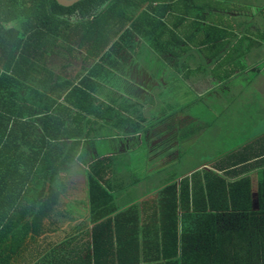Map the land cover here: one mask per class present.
Listing matches in <instances>:
<instances>
[{
    "label": "trees",
    "instance_id": "trees-1",
    "mask_svg": "<svg viewBox=\"0 0 264 264\" xmlns=\"http://www.w3.org/2000/svg\"><path fill=\"white\" fill-rule=\"evenodd\" d=\"M225 3L0 0V264H264V192L253 208L245 174L264 163L249 153L259 142L241 143L210 168L173 175L148 199L122 206L116 174L106 172L113 158L104 164L78 154L93 117L124 129L133 121L103 91L104 82L118 83L108 65L119 50L135 49L136 39L163 49L165 35L171 44L184 40L186 55L199 45L217 48L237 35L203 12ZM75 61L84 67L69 78ZM86 165L89 216L78 221L63 202L65 177ZM67 223L70 233L53 242L49 235Z\"/></svg>",
    "mask_w": 264,
    "mask_h": 264
},
{
    "label": "crops",
    "instance_id": "crops-1",
    "mask_svg": "<svg viewBox=\"0 0 264 264\" xmlns=\"http://www.w3.org/2000/svg\"><path fill=\"white\" fill-rule=\"evenodd\" d=\"M225 2L232 4L238 3L237 0H225ZM249 2H252V0H249ZM263 2L264 0H259L258 7L248 3L247 6L249 7L250 5V7L249 12L247 13L239 10L231 12L234 15H229V10L219 9L221 5L218 7V4V10L212 9L210 12H203V14H205L204 16L209 15L216 17V22L214 23L218 26H227V29L232 27L237 35V38L225 39V42L223 43L219 40L216 41L214 45H219L217 48L199 45L197 48H192L190 55H186L184 52L188 46L184 40L182 41L179 39V43L171 44L172 41L166 37L167 35H165L163 45L161 46L163 49L159 47L156 48L157 44L154 43V40L149 42L141 39H138L141 40L138 41L136 39V44H134V46H136L135 49L127 47L128 49L119 50L122 53L121 57H117L115 62L112 61L111 65H108V71L110 70L111 72H114V70H118L114 74L120 76L118 79V82L120 83H116L117 85L113 86H104L103 91L104 95L107 94L108 91L109 95H116V97L119 98V105L122 106V109L124 108L123 106H128L125 104V100L130 98L132 102L128 109L132 111V115H127L122 109H118V111L121 117L131 116V120L133 121L124 129L122 128V126H124L122 121H120L122 123L118 122L119 125L117 126L116 124L111 125L110 122L113 120L108 121V119L105 118L97 119L93 117L92 119L89 117V119H92V122L86 127L85 132L83 133L80 146L81 150L78 152L80 158L82 154V157L85 160L87 159L88 162L101 159L102 163L106 164L103 160H106L109 157L113 158V162L111 165L107 166L106 172H113L116 174L114 180L116 183L113 181V186L115 185V188H117V191L115 192L119 193V191L123 190L125 186L123 185L121 178H123L124 174H129L130 172L129 170L118 169L120 167L116 160L122 159L119 154L123 152L127 153L126 150L128 148L131 147L135 149L134 145L130 146L132 139L126 134L129 132L132 134H137L143 131L145 133L147 131L150 132V128L154 126V124L146 123L149 116H145V113L143 114L142 112L146 110L147 107L151 106L142 103L133 97V94H144L145 90H149L150 93L148 95L154 94L158 89L164 91V93H168L167 95H172V92L170 93V91L173 90L175 91L173 97L178 100H180L182 96H185V93H189L188 91L201 97L203 93L211 94L213 89L219 90V95H221L220 104L223 106L220 112H228L229 109L227 108L233 105L232 102L228 103V98L231 99L233 96L241 97L243 93L245 101L241 107L242 109L243 106L252 108L254 119H247L246 122L243 123V127L238 123L237 127H241V131L235 129L237 127H234L233 135L235 136L238 133V135L242 134L243 136H248L246 139L242 140V143L259 142L256 147L253 146L252 150H249V153H252V158L258 157L261 161L264 159V113L262 114L258 109L260 104H258L257 97V95L264 96V90L262 89L264 86L249 88L250 81H257L260 77L262 78L261 73L263 72L262 69H264ZM145 6L146 4L144 7ZM144 7L141 10H143ZM258 15L263 18L259 23L256 20ZM239 17H241V19L236 20ZM218 18L222 19L224 23L218 24L220 20H217ZM230 18L233 19L230 20ZM241 20H245L247 23L242 24ZM239 25H241V33L238 31ZM179 27L180 29L181 27H185V22H180ZM220 45L225 46L223 48L224 52L220 58H217L219 55L214 53L217 52L218 54L220 50L218 48H220ZM260 66L262 68L259 70ZM206 73L210 75V81L204 80L203 75ZM152 80H155V82ZM241 80L243 81L241 86L242 92L234 91V86L233 88L230 86L231 82L233 81L236 83ZM245 90H247V94H245ZM163 101L164 104L161 106L160 111L161 115L165 117L171 110L172 103L168 100ZM224 105L227 106L225 109ZM184 107L186 108V106L182 105L180 102L178 103V110L176 112L179 111V115H175L168 120L166 128L156 135L157 139L155 143H151V145L155 146L167 144L169 146L167 148L174 149L170 152L166 150L165 153L160 152L158 154L163 160V162L159 164V167H163L164 164L176 163L180 158V149L186 148L189 138L191 139V137L198 132L197 130L200 131L203 128L201 127L203 125L200 118L196 117L193 119L191 116L187 115V112L183 110ZM162 110L168 113H162ZM142 116L144 117L143 120ZM156 116L158 117L160 115L157 114ZM187 116L190 117L191 120L187 121ZM140 120H142V122H140ZM214 120L216 119H212V123H214ZM176 149L178 151H176ZM212 164V162L204 163V165L201 164L196 169L186 174H190L201 168L208 169ZM87 169V165L83 167L77 166L70 169V174L65 177L67 180L68 196L63 200L65 204H69L68 206L71 205L75 208L74 214H78L85 218L89 216L87 208L88 179L84 172V170ZM103 169L104 168H102V170ZM151 171H155V169H152ZM175 173L176 172H173L172 174L176 176ZM245 174L250 177V201H252L253 208H258L261 203L262 192H264V163L245 172ZM184 175L185 174H179L177 178L179 179ZM76 176L86 177V186L82 187L77 194H71L69 189H72L75 192L79 187L73 186V178L75 179ZM106 178H109L108 174ZM119 183H121V185H119ZM156 190L157 189L154 188V190L147 193L139 194L134 200L140 202L148 199L151 195L156 193ZM66 201L68 203H66ZM82 219L84 220V218Z\"/></svg>",
    "mask_w": 264,
    "mask_h": 264
},
{
    "label": "rangeland",
    "instance_id": "rangeland-1",
    "mask_svg": "<svg viewBox=\"0 0 264 264\" xmlns=\"http://www.w3.org/2000/svg\"><path fill=\"white\" fill-rule=\"evenodd\" d=\"M237 2L238 3L235 4L226 2L225 5H223L224 7L222 8L227 9V11L229 10V15H234L231 12L239 10L244 11V13L249 12L250 5L248 7V3L253 4L257 7L259 6V0H252V2H249V0H237ZM241 17L237 18L236 20L241 19ZM232 19L233 18H230V20ZM261 19L263 18H261L259 15L256 17L258 23L261 21ZM241 23L244 24L247 22L245 20H241ZM240 29L241 25H239L238 29V31L241 33L242 30L240 31ZM83 67L84 65L82 62L75 61L68 67V69L66 70V74L70 78H74L83 69ZM260 68L262 67L260 66L259 70ZM262 70V78L260 77L259 79H257V81H250L249 88L264 86V69ZM203 76L204 80L210 81L209 74L206 73ZM152 81L155 82V80ZM242 82V80L236 83L232 81L230 86L231 88H233L234 86V91L240 92L242 90ZM104 84L105 86H107V84L115 85L114 82H104ZM262 89L264 90V88ZM171 92L172 95H167L168 93L165 92V94L164 91L158 89L154 94L150 95H148L150 93L149 90H145L144 94H133L134 99L151 106L147 107L146 110L142 112L143 114L145 113V116H149L146 123L154 124V126L150 128V132L147 131L145 133L143 131L144 133L140 132L137 134H132L129 132L126 134L128 135V137H130V139H132L130 146L134 145L135 149L129 146L130 148L126 150L127 153L123 152L119 154L122 159L116 160L118 162V166L120 167L118 169L130 171L129 174H124L123 178H121L123 185L125 186L123 190L119 193H115V196L117 198L116 203L118 206H122L127 202L133 201L136 197L139 196V194L147 193L151 190H154V188L157 189L163 186L168 179L173 177V172H176L175 175L186 174L196 169L201 164L204 165V163L212 162L214 158L220 157L227 150H231L235 146L240 145L242 143V140L248 137L243 136L242 134L238 135V133L235 136L233 135V129L234 127H237L238 123L241 127H243V123L246 122L247 119H254L252 108L243 106L242 109L241 107L245 101L243 93L241 97L233 96L231 99L228 98V103L232 102L233 105L227 108L229 109L228 112H220L223 106L220 104L221 95H219V90L213 89V91H211V94L203 93L201 97L197 96L191 91H188L189 93H185V96H182L180 100L173 97L175 91L172 90L170 91V93ZM245 94H247V90H245ZM257 97L258 104H260V107L258 109L263 114L264 96L257 95ZM163 100H168L170 103H172V108L169 113L162 110V113H168V115H166L165 117L161 115L160 111L161 106L164 104ZM179 102L182 105L186 106V108L184 107L183 110L187 112V115L191 116L193 119H195L196 117L200 118L203 125L201 127L203 128L200 131L197 130L198 132L194 136H192L191 139L189 138L186 148L180 149V158L176 163L173 162L167 165L164 164L163 167H159V164L163 162V160L158 154L160 152L165 153L166 150L170 152L174 149L167 148L169 147L167 144L155 146L151 145V143H155L157 139L156 135H158L161 130H164L166 128L168 120H170L175 115H179V111L176 112L178 110L177 108ZM219 104L220 106L217 108ZM226 107L227 106L224 105V109ZM157 114H159L160 116L157 117ZM143 116L142 120L144 118ZM186 119L187 121L191 120V118L188 116L186 117ZM212 119H216L214 120V123H212ZM142 120H140V122H142ZM241 127H237L235 129L240 130ZM176 151L178 150L176 149ZM152 169H155V171H151ZM86 180V177L84 178L82 176H76L75 179L73 178V186L79 187L77 190H75V192L72 189H69V192L71 194H77L82 187L86 186ZM66 203L68 202L66 201ZM74 216H76L79 221H83L80 215L74 214ZM68 227L69 223H67L64 226L63 230L59 233H53L49 235L51 240L55 242L65 238L70 233V229H68ZM64 229H66L67 232H63Z\"/></svg>",
    "mask_w": 264,
    "mask_h": 264
},
{
    "label": "water",
    "instance_id": "water-1",
    "mask_svg": "<svg viewBox=\"0 0 264 264\" xmlns=\"http://www.w3.org/2000/svg\"><path fill=\"white\" fill-rule=\"evenodd\" d=\"M58 2L59 5L64 7H71L74 4L78 3L81 0H55Z\"/></svg>",
    "mask_w": 264,
    "mask_h": 264
}]
</instances>
